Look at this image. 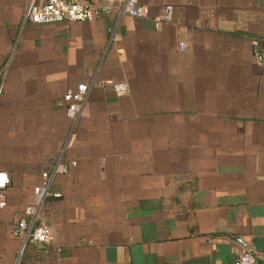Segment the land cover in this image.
Returning a JSON list of instances; mask_svg holds the SVG:
<instances>
[{"label": "crops", "instance_id": "crops-1", "mask_svg": "<svg viewBox=\"0 0 264 264\" xmlns=\"http://www.w3.org/2000/svg\"><path fill=\"white\" fill-rule=\"evenodd\" d=\"M136 1L36 25L0 0V264H264V0ZM45 185L51 242L29 244L12 229Z\"/></svg>", "mask_w": 264, "mask_h": 264}, {"label": "built area", "instance_id": "built-area-1", "mask_svg": "<svg viewBox=\"0 0 264 264\" xmlns=\"http://www.w3.org/2000/svg\"><path fill=\"white\" fill-rule=\"evenodd\" d=\"M113 10L119 16H127L138 19L145 15L144 7L139 5L136 0H29L24 12V20L36 25H48L58 23L92 22L102 15H107ZM172 9L166 7L164 14L156 19V24L169 22L171 20ZM182 48V45H180ZM262 56L258 55V61H263ZM87 87L77 85L75 91L68 92L65 99L68 106L65 109V116L68 120L76 122L81 114L87 98ZM116 95L125 96L128 87L125 84L113 86ZM70 164L56 163L52 168V174L66 173ZM9 176L0 173V208L4 206L1 193L9 186ZM33 204L24 210V214L30 218L27 223L24 219L17 221L12 229L13 237H21L23 242L35 245H48L51 242L49 226L45 222H39V210L44 200L50 195L49 186L37 187L34 189ZM39 222V223H38ZM234 264H256V255L252 250L241 253Z\"/></svg>", "mask_w": 264, "mask_h": 264}, {"label": "water", "instance_id": "water-1", "mask_svg": "<svg viewBox=\"0 0 264 264\" xmlns=\"http://www.w3.org/2000/svg\"><path fill=\"white\" fill-rule=\"evenodd\" d=\"M256 264H263V263L257 260V261H256Z\"/></svg>", "mask_w": 264, "mask_h": 264}]
</instances>
